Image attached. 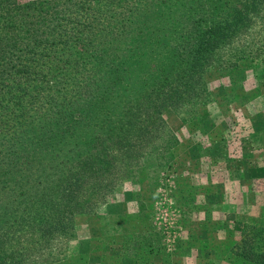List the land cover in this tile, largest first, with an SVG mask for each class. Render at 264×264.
<instances>
[{
    "label": "trees",
    "instance_id": "trees-1",
    "mask_svg": "<svg viewBox=\"0 0 264 264\" xmlns=\"http://www.w3.org/2000/svg\"><path fill=\"white\" fill-rule=\"evenodd\" d=\"M259 18L264 0H0V264L54 262L79 214L162 165L163 114L207 105ZM240 236L264 264V221Z\"/></svg>",
    "mask_w": 264,
    "mask_h": 264
},
{
    "label": "rangeland",
    "instance_id": "rangeland-1",
    "mask_svg": "<svg viewBox=\"0 0 264 264\" xmlns=\"http://www.w3.org/2000/svg\"><path fill=\"white\" fill-rule=\"evenodd\" d=\"M250 43V56L213 77L207 105L165 111L162 165L148 162L97 213L79 214L50 264H242L234 245L243 225L264 221L260 18Z\"/></svg>",
    "mask_w": 264,
    "mask_h": 264
},
{
    "label": "crops",
    "instance_id": "crops-1",
    "mask_svg": "<svg viewBox=\"0 0 264 264\" xmlns=\"http://www.w3.org/2000/svg\"><path fill=\"white\" fill-rule=\"evenodd\" d=\"M251 162H253V163H251V164H254L256 161H255V160H252Z\"/></svg>",
    "mask_w": 264,
    "mask_h": 264
}]
</instances>
